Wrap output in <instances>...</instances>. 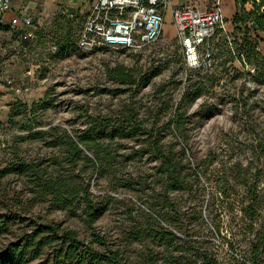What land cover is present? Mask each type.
Returning a JSON list of instances; mask_svg holds the SVG:
<instances>
[{
  "label": "rangeland",
  "instance_id": "374dc122",
  "mask_svg": "<svg viewBox=\"0 0 264 264\" xmlns=\"http://www.w3.org/2000/svg\"><path fill=\"white\" fill-rule=\"evenodd\" d=\"M94 1L38 0L33 42L0 23V77L29 87L0 104V217L12 228L0 250L20 228L52 222L100 250L125 249L127 264H206V254L219 264H264V33L236 27L232 44L218 34L208 68L186 67L172 24L153 44L87 54L79 37ZM246 14L254 26L257 16ZM70 139L84 155L59 174L88 184L106 208L94 224L103 246L51 195L40 197L33 176L8 171L22 161L53 173ZM148 245L152 263L142 257Z\"/></svg>",
  "mask_w": 264,
  "mask_h": 264
},
{
  "label": "built area",
  "instance_id": "2783aa9c",
  "mask_svg": "<svg viewBox=\"0 0 264 264\" xmlns=\"http://www.w3.org/2000/svg\"><path fill=\"white\" fill-rule=\"evenodd\" d=\"M19 1L21 6H16ZM170 0H97L83 25L79 46L87 54L105 50L137 49L153 44L163 35L165 9ZM38 0H0V23L7 24L24 42H33L36 19L23 3ZM13 13L9 19L7 15ZM263 12V9H261ZM173 24L188 69L213 65L215 40L225 34L232 44L234 31L227 28L223 9L217 4L201 10L191 4L173 10ZM32 70L27 71L31 75ZM15 93L28 91L25 83L5 82Z\"/></svg>",
  "mask_w": 264,
  "mask_h": 264
},
{
  "label": "trees",
  "instance_id": "16d2710c",
  "mask_svg": "<svg viewBox=\"0 0 264 264\" xmlns=\"http://www.w3.org/2000/svg\"><path fill=\"white\" fill-rule=\"evenodd\" d=\"M263 7L264 0L261 3H255V9L246 14L247 18L257 16V23L255 22L253 26L255 31L264 29V16L260 12ZM243 16L244 14L241 17L238 16L235 22H245ZM92 149H95L97 153V146ZM83 155L79 143L70 139V148L66 155L53 158L51 163L54 167L53 173L48 172L45 168L41 169L38 164L22 161L17 162L16 167L8 171L17 172L19 175L30 174L33 176L35 186L40 188L38 192L40 197L51 195L50 201L53 205L65 210L68 215L77 216L84 228L92 230L94 243L103 246L106 245L105 236L96 231L94 224L101 218L106 208L93 200L88 184L78 187L74 183L75 177L65 178L63 174H59L64 165L73 166ZM85 158L91 160L88 156ZM164 167H170L167 157H164ZM54 173L58 174L56 179L52 178ZM45 176L46 178H44ZM28 177L30 176L28 175ZM187 186L185 176L179 173L177 187L185 189ZM76 207L79 208V212ZM244 212L251 220L256 219L258 215V209L253 205L245 208ZM10 219L9 216L0 217V235L11 231ZM164 231L167 230L162 227L161 231L157 232L156 236L159 240L164 239L161 234ZM259 248V243L252 246L251 257L253 260L257 258ZM124 252L125 249L120 247L105 246V249L100 250L94 244H85L77 229L70 227L61 229L58 224L49 222L31 230L20 228L17 238L0 250V264H29L40 258L43 259L41 264H127ZM145 252L147 253L142 254V257L148 263H152L156 258L155 251L148 245ZM204 259L206 264H219L216 257L206 254Z\"/></svg>",
  "mask_w": 264,
  "mask_h": 264
},
{
  "label": "crops",
  "instance_id": "0c3cea01",
  "mask_svg": "<svg viewBox=\"0 0 264 264\" xmlns=\"http://www.w3.org/2000/svg\"><path fill=\"white\" fill-rule=\"evenodd\" d=\"M262 0H170L167 8L165 9V23L164 27H168L167 24H173V10L177 7L191 4L195 6L196 8H199L201 10H209L213 9L217 6V4L220 5V7L223 9L224 16L226 18L227 22V28L230 31H234L236 27H243V30L250 34L252 36L253 34L258 37L262 33H264V30L255 31L254 27L250 23H244L243 21H240L239 23L235 22V19L238 16H242L244 13H251L255 9V3H261ZM97 0L94 1L93 4H95ZM16 6H21V3L19 1H15ZM24 6H26L31 14L35 16L34 9L37 6V3L32 2H26L23 3ZM13 15V13H9L7 15V19L10 18V16ZM36 19V18H35ZM166 21H170V23H166ZM163 27V29H164ZM175 27V26H174ZM164 33V30H163ZM177 34V31H176ZM253 35V36H254ZM260 49L264 53V42H260ZM25 75V74H24ZM18 84V83H15ZM4 88V86L7 89V92L5 95L0 96V104L8 101H15L16 99H20V94L15 93L9 86H6V83L4 80L0 77V91L1 88ZM26 96V95H21Z\"/></svg>",
  "mask_w": 264,
  "mask_h": 264
},
{
  "label": "water",
  "instance_id": "95a60500",
  "mask_svg": "<svg viewBox=\"0 0 264 264\" xmlns=\"http://www.w3.org/2000/svg\"><path fill=\"white\" fill-rule=\"evenodd\" d=\"M263 11H264V7H263Z\"/></svg>",
  "mask_w": 264,
  "mask_h": 264
}]
</instances>
